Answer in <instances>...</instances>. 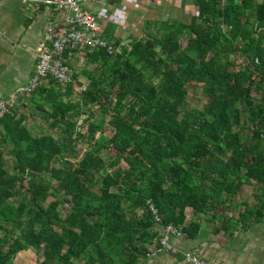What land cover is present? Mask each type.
<instances>
[{"label":"trees","instance_id":"trees-1","mask_svg":"<svg viewBox=\"0 0 264 264\" xmlns=\"http://www.w3.org/2000/svg\"><path fill=\"white\" fill-rule=\"evenodd\" d=\"M194 3L129 43L105 30L116 53L74 61L72 81L0 118V264L32 250L39 264H140L161 246L149 200L190 236L206 217L228 237L263 219L264 1ZM254 185L257 207L235 203Z\"/></svg>","mask_w":264,"mask_h":264},{"label":"crops","instance_id":"crops-1","mask_svg":"<svg viewBox=\"0 0 264 264\" xmlns=\"http://www.w3.org/2000/svg\"><path fill=\"white\" fill-rule=\"evenodd\" d=\"M48 11V12H47ZM56 16L53 8L32 3L30 0H0V101L7 99L17 89L27 85L38 62V46L48 23ZM248 187V186H247ZM247 187L244 193H247ZM243 193V192H242ZM248 202L257 207L258 196H238L235 203ZM230 216H237L235 209ZM189 226L197 218L192 208H187ZM264 217L249 228L240 226L234 237L220 232L208 217L201 221L196 236L173 238V243L183 250H199L210 264H264ZM151 248L155 247L153 243ZM140 264H188L180 256L159 251L153 257L141 259Z\"/></svg>","mask_w":264,"mask_h":264},{"label":"built area","instance_id":"built-area-1","mask_svg":"<svg viewBox=\"0 0 264 264\" xmlns=\"http://www.w3.org/2000/svg\"><path fill=\"white\" fill-rule=\"evenodd\" d=\"M32 3L53 8L56 16L48 23L43 39L39 43L38 62L30 82L17 89L7 99L0 101V118L19 106L22 99L32 96L44 83L51 78L67 83L72 81L74 61H83L87 54L105 50L114 54L119 49L114 40L105 36L97 9L109 0H30ZM109 4H111L109 2ZM150 208L156 215L154 224L156 239L160 247L152 248L148 256H155L160 250L172 254L182 253L188 264H208L200 259L198 251L181 249L173 243V238H186L187 232L182 225L165 224L159 208L152 200L148 201ZM210 264V262H209Z\"/></svg>","mask_w":264,"mask_h":264},{"label":"rangeland","instance_id":"rangeland-1","mask_svg":"<svg viewBox=\"0 0 264 264\" xmlns=\"http://www.w3.org/2000/svg\"><path fill=\"white\" fill-rule=\"evenodd\" d=\"M259 1L263 2L264 0ZM196 12L198 10L194 0H117L115 5L106 2L98 7L97 18L100 19L104 31L111 30L115 32V36L122 37L124 43H129L130 40L140 37L148 31H154L157 21L173 19L184 21L191 15H195ZM87 65L85 57L81 62L75 61L73 66L82 69ZM263 91L255 90L253 96L259 99L263 96ZM197 100H200V95H195L190 100V104L193 105ZM42 120V117L37 115L29 121V124L35 125V131H37L42 128V125L44 126ZM245 126V133L251 134L250 124ZM247 191L244 193L246 196L260 195L257 185L248 186ZM43 258L44 256L36 250L22 252L15 259V264H39Z\"/></svg>","mask_w":264,"mask_h":264}]
</instances>
